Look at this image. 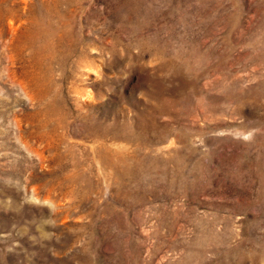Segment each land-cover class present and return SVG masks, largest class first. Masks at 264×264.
I'll list each match as a JSON object with an SVG mask.
<instances>
[{"label":"rangeland","instance_id":"374dc122","mask_svg":"<svg viewBox=\"0 0 264 264\" xmlns=\"http://www.w3.org/2000/svg\"><path fill=\"white\" fill-rule=\"evenodd\" d=\"M0 264H264V0H0Z\"/></svg>","mask_w":264,"mask_h":264},{"label":"bare ground","instance_id":"6f19581e","mask_svg":"<svg viewBox=\"0 0 264 264\" xmlns=\"http://www.w3.org/2000/svg\"><path fill=\"white\" fill-rule=\"evenodd\" d=\"M39 21H40V20H39ZM37 23H38V21H37ZM35 24H36V22H35ZM41 24H42V23H41ZM43 29H44V28H43ZM47 30H48V29H47ZM49 31H50V30H49ZM34 32H35V30H34ZM43 33H44V32H43ZM46 35H47V34H46ZM49 35H51V33H49ZM38 36H39V35H38ZM38 36H36V37H38ZM40 36H41V35H40ZM36 37H35V38H36ZM38 39H39V38H38ZM37 41H38V40H37ZM48 43H50V42H48ZM48 43H46V44H48ZM34 45H35V44H34ZM47 46L50 47L49 44H48ZM35 51H36V50H35ZM38 51H39V50H38Z\"/></svg>","mask_w":264,"mask_h":264}]
</instances>
